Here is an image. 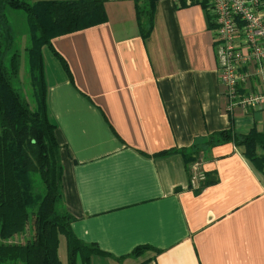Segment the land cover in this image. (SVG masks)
I'll return each instance as SVG.
<instances>
[{"label":"crops","instance_id":"0c3cea01","mask_svg":"<svg viewBox=\"0 0 264 264\" xmlns=\"http://www.w3.org/2000/svg\"><path fill=\"white\" fill-rule=\"evenodd\" d=\"M136 3L151 11L144 37ZM103 9V22L51 38L69 74L41 50L70 227L104 252L89 264H264L261 174L234 143H203L222 129L264 130V103L228 110L203 2ZM192 143L194 183L176 150Z\"/></svg>","mask_w":264,"mask_h":264},{"label":"trees","instance_id":"16d2710c","mask_svg":"<svg viewBox=\"0 0 264 264\" xmlns=\"http://www.w3.org/2000/svg\"><path fill=\"white\" fill-rule=\"evenodd\" d=\"M135 5L139 32L144 37L151 11L147 4L142 9ZM6 8L20 9L25 15L28 40L23 48L27 71L24 81L29 87L25 94L12 81L15 78L21 82L17 50L6 56L12 33ZM104 20L103 0H0V264H89L93 254L104 253L79 240L70 227L74 218L64 204L62 167L55 124L47 111L41 56V47L46 46L69 74L51 38ZM206 20L210 26L207 14ZM223 141L238 146L264 182V130L251 127L240 133L228 128L203 138L205 145ZM198 149L195 143L176 149L187 162L188 176ZM60 236L64 237V263L57 253ZM146 247L139 244L128 254Z\"/></svg>","mask_w":264,"mask_h":264},{"label":"built area","instance_id":"2783aa9c","mask_svg":"<svg viewBox=\"0 0 264 264\" xmlns=\"http://www.w3.org/2000/svg\"><path fill=\"white\" fill-rule=\"evenodd\" d=\"M199 1L204 4L213 31L218 79L228 110L233 107L245 110L263 104L264 0ZM202 178L197 162H191L190 181L194 183Z\"/></svg>","mask_w":264,"mask_h":264},{"label":"rangeland","instance_id":"374dc122","mask_svg":"<svg viewBox=\"0 0 264 264\" xmlns=\"http://www.w3.org/2000/svg\"><path fill=\"white\" fill-rule=\"evenodd\" d=\"M5 15L8 19V22L11 26V42L10 49L8 50L6 56H9V54L12 52V50H17V53L19 54L17 56L18 65L20 67V70L18 71V77L21 80L15 81V78H13V85L19 89L20 92L26 93L28 92L27 88L28 85L25 83L26 81V63H25V55L23 52V48L26 46L28 37H27V31H26V22H25V15L24 12L20 9H12V8H6L5 9ZM42 53L44 57H50L52 56L50 51L47 49L46 46L41 47ZM46 61V58H44ZM23 77V78H22ZM25 78V81H24ZM58 257L64 263L65 261V248H64V237L60 236L59 245H58Z\"/></svg>","mask_w":264,"mask_h":264}]
</instances>
